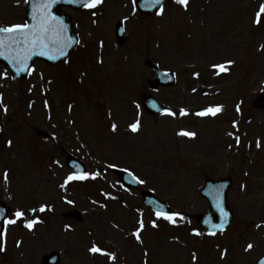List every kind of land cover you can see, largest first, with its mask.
<instances>
[{
	"label": "rangeland",
	"instance_id": "374dc122",
	"mask_svg": "<svg viewBox=\"0 0 264 264\" xmlns=\"http://www.w3.org/2000/svg\"><path fill=\"white\" fill-rule=\"evenodd\" d=\"M258 2L264 0H189L185 9L171 1L150 17L133 0L66 8L80 38L67 60L53 66L37 61L27 80H15L0 65V199L10 207L8 219L24 212L3 236L0 264H40L51 250L62 252L59 264H255L264 256V109L251 105L264 88V15L259 25L252 21ZM25 5L0 0V26L23 21ZM121 21L127 40L120 46L115 25ZM229 60L232 72L222 77L210 67ZM153 64L179 72L178 83L162 94L171 98L170 109L187 110L180 122L135 108L147 91L164 100L162 89L149 87ZM206 84L220 90L217 96L200 97ZM218 99L226 108L223 117L195 116ZM137 119L139 131L133 133L128 128ZM182 130L196 135H178ZM229 133L241 136L240 143ZM70 155L100 176L61 188L72 174L65 164ZM109 164L133 169L141 189L171 202L183 219L174 225L153 217L158 227H147L152 212L141 202V189L124 192ZM6 171L8 184L1 179ZM227 175L234 181V222L227 234L209 235L193 220L208 208L199 188L206 177ZM41 205L46 212L37 217ZM74 209L80 220L63 217ZM35 217L42 222L29 231L24 222ZM141 219L142 243L132 235ZM94 243L116 260L90 253ZM248 243L253 248L245 251Z\"/></svg>",
	"mask_w": 264,
	"mask_h": 264
},
{
	"label": "snow or ice",
	"instance_id": "6c2138e0",
	"mask_svg": "<svg viewBox=\"0 0 264 264\" xmlns=\"http://www.w3.org/2000/svg\"><path fill=\"white\" fill-rule=\"evenodd\" d=\"M28 2V0H25ZM58 0H32V22L28 23H17L10 24L7 26H0V57H4L15 67V71L20 73L26 69L30 70V66L28 61L34 55L39 56H48L49 59H56L58 56H65L67 54L66 50L72 46L73 40L68 35L67 28L63 23V20L56 15H54L51 11L54 4H56ZM69 3L79 2L80 5L86 9H95L102 3V0H68ZM135 3V0H133ZM176 4L183 6L187 9L189 5V0H175ZM160 6L157 15L162 14L163 5L161 0H144L143 6L146 8ZM261 13H264V4L260 5L259 11L256 13V19L253 21L254 23H260ZM95 15V13H93ZM264 47V46H262ZM233 61H226L227 65H231ZM213 68L218 69L219 72L227 71L225 64L213 65ZM167 75V74H165ZM195 91V89L193 90ZM154 106V105H153ZM3 110L6 112L7 107L3 106ZM223 110L221 105L217 106H209L205 109H202L195 113V115L200 117L212 116L215 117L217 114L221 113ZM239 105H237V112H239ZM164 112L167 115L175 116L176 113L170 109H165ZM179 114L181 116L188 115L186 109H180ZM233 126H236V122H233ZM112 130L115 131L117 129L116 124H112ZM140 121L137 119L135 122L129 125V129L135 133L139 131ZM178 135H182L185 137H194L196 134L194 132L181 131ZM229 135H233L229 133ZM240 138L236 137V143L239 144ZM9 146H11V141L7 142ZM260 141L257 140L256 147L259 148ZM108 167L115 168L117 167L115 164H109ZM100 176L99 172L96 173H75L70 174L66 177L64 184L60 185L61 188H64L70 181H83L86 179H96ZM4 180L7 182V172L4 173ZM139 183H143V181H138ZM243 188V185H241ZM216 200L217 207L221 212V222L219 224L213 225V228L218 229L220 232L224 231V226L227 223L228 213L224 211L221 203V197L219 189L216 192ZM68 203H72V201H68ZM47 206L41 205L38 211H45ZM48 210H51L50 208ZM31 211L35 212L37 209H32ZM155 215L157 218H161L163 220L168 221L171 224L177 223V217L181 220L183 219L179 213H168L162 211H156ZM15 218L7 219L4 221L6 225H14L17 222V219H20L24 216V212L17 210L14 214ZM38 218L29 219L24 222V227L29 231L33 230L34 226L37 223H40ZM139 227L132 233L135 239L138 242L142 243L141 240V231L144 229V222L141 219L138 221ZM151 226L153 228L157 227L156 221L151 222ZM257 228L261 227L260 224L256 225ZM210 235H215V232L209 233ZM4 233H0V238H2ZM194 235H201V233L194 231ZM253 248V244L248 243L245 251H249ZM4 246L0 243V251H4ZM88 251L92 254H101L106 256L110 261L116 260L115 253L108 252L95 243L88 249ZM226 254V250L224 253H221V258ZM192 259L195 261L197 259L196 254H192ZM260 264H264V261H261Z\"/></svg>",
	"mask_w": 264,
	"mask_h": 264
},
{
	"label": "water",
	"instance_id": "95a60500",
	"mask_svg": "<svg viewBox=\"0 0 264 264\" xmlns=\"http://www.w3.org/2000/svg\"><path fill=\"white\" fill-rule=\"evenodd\" d=\"M163 1H164V0H161V3H163ZM143 3H144V0H142V1L140 2V4H139L140 9H142V10L145 11V12H149V13L155 11L156 9H158V8L160 7L159 5H157L156 7L146 8V7L143 6ZM60 5H66V6H67V5H72V6H74V7L81 6V5H80L79 2H76V3H69L68 0H58V2H57L56 4H54L53 7H52V9H51V11H52V13H53L54 15H56L57 17H59V18H61V19L63 20V23H64V25H65L66 28H67L68 35H69V36L72 38V40H73L72 46L66 50V52H67V54H68V53L70 52L71 48L73 47V45L75 44L76 39H75L74 35L71 33V31H70V28H69V27H70V23H69L68 18L65 17L64 14L61 13L59 10H57V9L55 10V9H54L55 7L60 6ZM26 9H27V11H28V19H27V20H28V23H31V22H32V19H31V17H32V0H29L28 7H27ZM67 54H66V55H67ZM66 55H65V56H66ZM65 56H58L56 59H49L48 56L34 55V56H32V58L28 61V63H29V66H30V65L32 64L33 60L36 59V58H38V57H41V58L47 59V60H49V61H51V62H56L57 60L62 59V58H64ZM0 63H6V64H8L9 66H11V68L13 69V72H14V73L16 74V76H18V77H25L26 74H27V72H28V69H26V70H24V71H22V72H20V73H17V72L15 71V67H14L12 64H10L9 61H8L7 59H5L4 57H0ZM145 101H146V103H147V98L145 99ZM68 164H69V166L74 167L76 172H79V173H83V172H84V169H83V165H82V163H81L80 161H78L77 159H75V158H70V161H69ZM210 191L216 196V193H215L214 191H212V190H210ZM219 192H220V197H221L222 207H223L224 211L228 213V217H227V218H229L230 214H229V212H228V208H227V206H226V202H225V201H226V198H225V199L223 198V197H224V193H223L222 190L219 189ZM215 198H216V197H215ZM149 203H150V204H153V206H154L156 209H162L161 206H160V203H159L157 200H155V199H150V200H149ZM213 204L216 205V207H217V200H216V199H214ZM217 208H218V207H217ZM4 213H5V212H3V213L0 215V221H1V218L4 216ZM217 213H218L219 216H221V212H220V209H219V208H218V210H217ZM213 214H216V213L213 212ZM220 219H221V218H220ZM198 220H200V222L202 223V217H201L200 219H198ZM208 221L210 222L209 218H208ZM220 222H221V220L219 221V223H220ZM0 226H1V222H0ZM225 226H226V224H225ZM1 227H2V226H1ZM216 230H218V229H216ZM56 255H57V253H54V255H50V256L46 257V258H45V262H46V263H49V264H54V263H56V262L58 261V258L56 257Z\"/></svg>",
	"mask_w": 264,
	"mask_h": 264
}]
</instances>
